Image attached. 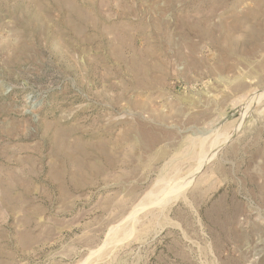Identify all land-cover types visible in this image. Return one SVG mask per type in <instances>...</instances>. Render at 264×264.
Masks as SVG:
<instances>
[{"label": "rangeland", "instance_id": "1", "mask_svg": "<svg viewBox=\"0 0 264 264\" xmlns=\"http://www.w3.org/2000/svg\"><path fill=\"white\" fill-rule=\"evenodd\" d=\"M0 264H264V0H0Z\"/></svg>", "mask_w": 264, "mask_h": 264}, {"label": "bare ground", "instance_id": "2", "mask_svg": "<svg viewBox=\"0 0 264 264\" xmlns=\"http://www.w3.org/2000/svg\"><path fill=\"white\" fill-rule=\"evenodd\" d=\"M226 141V140H225Z\"/></svg>", "mask_w": 264, "mask_h": 264}]
</instances>
